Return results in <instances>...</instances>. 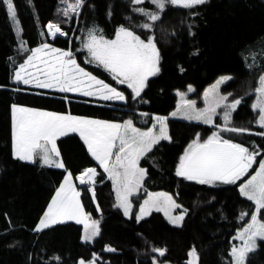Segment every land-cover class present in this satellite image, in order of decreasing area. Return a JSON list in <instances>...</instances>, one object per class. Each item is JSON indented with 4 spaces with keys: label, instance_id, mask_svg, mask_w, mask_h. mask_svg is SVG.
I'll list each match as a JSON object with an SVG mask.
<instances>
[{
    "label": "trees",
    "instance_id": "16d2710c",
    "mask_svg": "<svg viewBox=\"0 0 264 264\" xmlns=\"http://www.w3.org/2000/svg\"><path fill=\"white\" fill-rule=\"evenodd\" d=\"M113 1L84 0L73 15L65 16L67 3L75 4L76 0H13L18 30L0 0V264H79L94 256L98 264H153L154 258L157 264L166 260L168 264H188L193 248L198 264H233L231 251L236 235L255 212L254 201L241 195L239 186L264 157V135L258 134L264 129L252 107L257 79L264 72V59L252 68L245 60L252 49L264 44V0H207L192 8L167 3L163 10L152 0L143 2L147 8L134 3L139 24H127L125 19L122 22L145 40L154 37L161 57L160 72L148 78L138 99H133L129 90L101 65L84 61V51L76 49L87 16L93 21L104 20ZM140 8L144 12L136 11ZM145 13H156L159 19L151 21ZM116 15L111 18L121 21V16ZM49 22L64 28L67 36L58 35L51 40L46 30ZM145 23L152 27H140ZM45 42L79 55L85 68L125 89L127 100L98 101L13 82L14 71L34 47ZM221 74L231 75L224 87L232 91L231 99L241 101L230 122L226 125L216 118L207 124L168 117L170 139H161L139 159V167L146 170V175L137 205L150 192L169 191L181 206L178 210H187L179 226L170 223L161 211H152L138 222L137 205L126 216L117 206L112 180L76 132L56 140L64 168L22 161L13 155L14 104L116 121L132 120L137 127L149 128L156 116L166 117L176 106V90L192 84L199 95ZM225 127L248 131H226ZM214 132L259 153L248 172L235 183L201 184L177 176L180 157L197 134L203 143ZM89 166L97 170L96 201L87 187H83L81 198L90 217L100 222V234L85 241L82 224L71 220L36 231L66 172L75 178ZM261 213L259 218L264 222V210ZM108 247L115 251H108ZM154 249H165V255L159 256ZM246 264H264V239L258 240L256 248L248 253Z\"/></svg>",
    "mask_w": 264,
    "mask_h": 264
},
{
    "label": "snow or ice",
    "instance_id": "6c2138e0",
    "mask_svg": "<svg viewBox=\"0 0 264 264\" xmlns=\"http://www.w3.org/2000/svg\"><path fill=\"white\" fill-rule=\"evenodd\" d=\"M6 4L11 19L19 29V20L16 18L13 0H3ZM142 0H133L139 4ZM160 10H163L167 3L180 5L185 8H192L197 5L207 3V0H152ZM84 0H76L75 4H68L64 9V15L69 14V10L75 12L82 7ZM144 12V9H136ZM151 21L159 19L156 13H145ZM49 33L55 36L62 30L58 24L49 23L47 25ZM140 27L150 29L151 24H143ZM23 43L21 48H23ZM90 56V63L96 62L102 65L107 71L113 74V79L119 84H127L132 89L134 96L138 97L146 87L148 78L160 72V53L156 47L154 37L142 40L133 31L121 26L116 32V38L106 40L102 35H97L95 29L88 32L87 41L84 43ZM43 65L42 68L38 65ZM36 69L37 74L33 75L29 69ZM183 71V69H181ZM43 75V79L40 78ZM14 79L24 84L35 82L41 88H59L63 92H83L86 96L100 95L104 100H125L126 97L116 88L106 84L103 80L97 79L91 73L81 68L73 53L57 48H52L48 44L32 49V55L28 56L24 64H21L15 72ZM231 77H221L212 88L205 92L208 100L209 93H213L212 99L208 100V107L196 110L195 101L184 100V93H180L181 104L177 106V111L171 113L172 116L181 114L188 119L202 120L211 124L216 109L223 106V119L227 123L231 120V112L235 110L240 100L224 104L227 96H219L218 86L226 82ZM188 91H193L189 86ZM258 95L257 103L253 104L254 109H259V120L264 127V75L260 76V87L256 89ZM230 95V94H229ZM168 117L157 116L155 120L159 125V134L156 133V124L146 131H141L133 125L132 120H126L123 124L112 123L95 119H87L72 116L71 114H58L27 108L19 105L12 106V141L14 157L28 162H36L37 158L43 165L63 168L64 164L57 158L60 156L56 145L58 136L66 135L70 132H78L88 146L91 155L99 161L101 167L107 172L113 181L117 191V201L119 207L124 209L126 216L130 215L131 203L128 196L138 189L146 175V170L138 167L140 157L151 151L152 147L161 139H170L167 133ZM226 131L247 132L246 128H228ZM264 135V133H258ZM118 142V143H117ZM114 149L116 150L114 153ZM115 154V160L112 156ZM259 153L250 152L247 147L231 140L223 139L219 133L214 132L212 136L199 141V134L193 140L184 154L180 157L176 168V175L187 180H196L201 184H212L214 182L235 183L253 163ZM96 170L94 168L85 169L77 179L81 183H94ZM241 195L254 201L255 212L251 214V222L238 234L244 241L240 248L235 246L232 255L235 264H245L246 254L255 247V238L264 239V222L258 219L261 210H264V161L259 162V168L255 175H252L245 183L240 185ZM80 193L76 191L72 183V174L69 173L64 178V182L56 190L36 231L48 228L64 220H76L85 226L86 241H91L100 234L99 221L92 220L85 214L79 201ZM180 208L173 198L167 193H150L148 199L141 205L136 216L137 221L150 214L155 208L157 211H164L172 224L179 226L186 214L185 209L180 215L171 216L169 208ZM248 238L245 239V235ZM108 251L115 249L108 248ZM160 256L165 255V249H154ZM192 260L189 264H196L198 255L195 248L189 252ZM80 264H84L81 260ZM89 264H95V256ZM153 264H157L155 258Z\"/></svg>",
    "mask_w": 264,
    "mask_h": 264
},
{
    "label": "rangeland",
    "instance_id": "374dc122",
    "mask_svg": "<svg viewBox=\"0 0 264 264\" xmlns=\"http://www.w3.org/2000/svg\"><path fill=\"white\" fill-rule=\"evenodd\" d=\"M148 0H142V2L141 3H139V4H141L142 5V7H145V8H147L148 7V5L145 3H143V2H147ZM151 1V0H150ZM68 4L69 3H67V6H68ZM134 3H133V0H120V1H118V2H116V0H115V2L113 1V2H111L110 4H109V8H108V10H107V13H109V15L107 16H105L104 17V20H102V19H99V20H101V21H99V20H97V21H93V20H91V16H87V18L85 19V23L83 24V28H82V31H83V33L81 34V40H80V43L79 44H77V46H76V49L77 50H83L84 51V53H83V55H82V57H83V59H84V61H86V62H89L90 61V56H89V54H88V51H87V49L86 48H84V43L87 41V36H88V32H89V30H91V29H95L96 30V34L97 35H102L106 40H113V39H115L116 38V32H117V30L121 27V26H124L125 28H128L129 30H131V31H133L131 28H129V27H127V26H125L124 24V22H122L123 21V19H125L126 20V22H127V24H139V21H137V15H136V13H135V7H134ZM137 5V4H136ZM74 14V12L73 11H71V10H69V16H71V15H73ZM118 15V16H121V21H118V20H113V18H111V16H113V15ZM127 14H128V16H127ZM116 15V16H117ZM110 18V19H109ZM88 19V20H87ZM48 24V23H47ZM56 24V23H55ZM63 29V31H64V33H62L63 34V37L64 36H67L66 35V30L64 29V28H62ZM46 30H47V26H46ZM134 32V31H133ZM137 36H139L142 40H145L142 36H140L139 34H137L136 32H134ZM47 34H48V32H47ZM60 35V34H59ZM48 36H49V38L52 40L53 38H55L54 36H52V35H49L48 34ZM58 36V35H57ZM146 41V40H145ZM264 43V42H263ZM43 44H48V45H50L52 48H57V49H61V50H65V51H69L68 49H64V48H62V47H59V46H57V45H55V44H52L51 42H45V43H42V44H39L38 46H36V47H34L33 49H36V48H39V47H41V45H43ZM30 55H32V52L30 53ZM29 55V56H30ZM28 58V57H27ZM73 58H75V60H76V62H77V64L81 67V68H83L85 71H87V72H89V73H91L93 76H95V77H97V79H100V80H103L106 84H109L110 86H112V87H114V88H116L118 91H120V92H122L123 94H124V96L126 97V99L125 100H123V101H121V100H104L100 95H95V96H86V95H84L83 94V92H63V91H61L59 88H41V87H38L36 84H35V82H33V83H31V84H24L23 82H19V81H16L15 79H14V76H15V72H16V70L19 68H17L15 71H14V74H13V78H12V80H13V82H15V83H17V84H23V85H26V86H31V87H35V88H40V89H45V90H50V91H53V92H63V93H65V94H69V95H76V96H80V97H86V98H91V99H95V100H98V101H109V102H124V101H126L127 100V97H128V94H127V92H126V90L125 89H123V88H121V87H117V86H115V85H113V84H111L109 81H107L106 79H104L103 77H101V76H99V75H97V74H95V73H93L91 70H89V69H87V68H85L83 65H81L80 64V62H79V55H77V54H75V53H73ZM262 59H264V44L262 45V46H258V47H256V48H254V49H252L250 52H249V54L248 55H245V60H246V63H247V65L250 67V68H252L253 66H256V65H259V63H260V61L262 60ZM27 60V59H26ZM25 60V61H26ZM25 61L22 63V64H24L25 63ZM90 63V62H89ZM92 64H97V65H99L98 63H96V62H91ZM102 66V65H101ZM38 67H40V68H42L43 67V65L41 64V65H38ZM103 67V66H102ZM104 68V67H103ZM29 71L30 72H32L33 73V75H36L37 74V72H36V69H29ZM109 72V71H108ZM109 74L113 77V74L112 73H110L109 72ZM262 75H264V72H262L260 75H259V77H258V79H257V83H256V88H255V90H254V92H255V96H254V99H253V102H252V105L253 104H255V103H257V100H258V93L256 92V89L258 88V87H260V76H262ZM225 76H227V77H231V75L230 74H221V75H219L213 82H211L210 84H208L205 88H204V90L202 91V93L201 94H196V89H195V86L194 85H192V84H190V85H188L187 86V88L186 89H183V90H176L175 91V93H176V96H177V101H176V106L173 108V110H171V112H170V114L168 115V116H166V117H185L182 113H183V111H184V109L182 108L181 109V114H177L176 116H172L171 115V113H173V112H175V111H177V106L178 105H180L181 104V96L179 95L180 93H184L185 94V96H184V100H187V101H195V105H194V107H195V109L198 111V110H201V109H205L206 107H208L209 105H208V100H211L212 99V96H213V93H209V97H208V100H206V98H205V92L206 91H208V90H210L211 88H212V86L213 85H215L216 83H217V81L221 78V77H225ZM40 78L41 79H43L44 77H43V75L42 74H40ZM230 80V79H229ZM229 80H227L226 82H224V83H221L219 86H218V89H217V93H218V95L219 96H227V100L226 101H224L223 103L224 104H229V103H232L234 100H238V99H231V95H232V91H230V90H228L227 88H225L224 87V84H226ZM117 81V80H116ZM118 82V81H117ZM119 84V83H118ZM120 85H122V86H124V87H126L128 90H129V93H130V96L132 97V96H134V93H133V91H132V89L131 88H129L128 86H127V84H120ZM189 86H191V88L193 89V91H188V88H189ZM141 93H142V91H141ZM141 93H140V95H141ZM230 94V95H229ZM140 95L138 96V97H135V98H139L140 97ZM14 105H19V106H23V107H27V108H32V109H37V110H41V111H46V112H52V113H58V114H65V115H67V114H71L72 116H76V117H82V118H87V119H95V120H101V121H108V122H112V123H120V124H123L122 122H124V121H126V120H124V121H116V120H110V119H105V118H101V117H96V116H90V115H85V114H78V113H69V112H64V111H57V110H53V109H47V108H41V107H34V106H29V105H24V104H14ZM255 110H257V112H258V115H257V121L259 120V109L257 108V109H255ZM234 111V110H233ZM233 111L231 112V119H232V115H233ZM223 113H224V108H223V106H221V107H218L217 109H216V114L213 116V122L216 120V118H220L222 121H224L225 122V120L223 119ZM158 116H160V115H158ZM157 117V116H156ZM163 117H165V116H163ZM192 120H196V119H192ZM200 121H202V120H200ZM212 122V123H213ZM211 123V124H212ZM154 124H156L157 125V127H156V129H155V131H156V133L157 134H159V125L157 124V121L155 120V122H154ZM153 124V125H154ZM259 124V123H258ZM153 125L151 126V127H149V128H152L153 127ZM260 125V124H259ZM135 126V125H134ZM136 128H139L141 131H146L147 129H149V128H140V127H137V126H135ZM263 129H264V127H263ZM78 133V132H77ZM167 133H168V126H167ZM79 134V133H78ZM58 137H60V136H58ZM84 141V140H83ZM118 143V142H117ZM86 144V143H85ZM56 145H57V142H56ZM87 145V144H86ZM57 148H58V146H57ZM87 148H88V146H87ZM59 150V149H58ZM115 149H114V153H115ZM58 160H60V161H62V159H61V156H59L58 158H57ZM112 161H114L115 160V154H113V156H112ZM264 161V160H263ZM63 162V161H62ZM98 163H99V161H98ZM139 164V163H138ZM139 167V166H138ZM64 168V167H63ZM139 168H141V167H139ZM143 169V168H142ZM255 172L256 171H254V173L253 174H251L243 183H245L248 179H250L251 178V176L252 175H255ZM107 173V172H106ZM69 174V171H67L66 172V174H65V176H67ZM65 176H64V178H65ZM64 178H63V180H62V182H61V184L64 182ZM112 180V179H111ZM113 182V181H112ZM72 183H73V185H74V187H75V189H76V191H78L79 193H80V196H79V201H80V203H81V205H82V207H83V211H84V213L85 214H87V215H89L88 213H87V211L85 210V208H84V205H83V201H82V198H81V191H82V189H83V187L84 186H79V185H77V180H75V178L73 177V175H72ZM60 184V185H61ZM113 186H114V184H113ZM60 187V186H59ZM58 187V188H59ZM87 188H88V190L90 191V193L92 194V196H93V198H94V200L96 201V199H95V192H94V184L92 185V186H86ZM141 187V186H140ZM140 187L138 188V189H136L134 192H132V194L131 195H129L128 196V200H129V202L131 203V212H130V215L132 214V211H133V208L137 205V202H138V198H139V193H140ZM240 187V186H239ZM79 188V189H78ZM114 190H115V193H116V198H117V191H116V188L114 187ZM151 193V192H150ZM149 193V194H150ZM155 193H167L168 195H170L172 198H173V200L175 201V203L177 204V205H179V203H178V201L176 200V198H175V196L171 193V192H169V191H164V190H162V191H156ZM56 194V193H55ZM55 194H54V196H55ZM149 194H147L146 196H144V197H142L141 198V202L137 205L138 207H137V211H136V216H137V214L139 213V211H140V207H141V205H143L144 204V201L145 200H147L148 199V196H149ZM53 196V197H54ZM52 197V198H53ZM52 198H51V200H52ZM51 200H50V202H51ZM50 202H49V204H50ZM48 204V205H49ZM117 204H118V201H117ZM47 208H48V206H47ZM47 208H46V210H47ZM122 210H123V212H124V209L122 208V207H120ZM45 210V211H46ZM152 211H157L155 208H153L151 211H150V213L152 212ZM168 211H169V213H170V215L171 216H173V217H175V216H177V215H180L182 212L181 211H179L178 210V208H169L168 209ZM164 215H165V213H164V211H161ZM43 215H44V213H43ZM43 215L41 216V218L43 217ZM130 215H128V216H130ZM90 216V215H89ZM148 216V215H147ZM146 217V216H145ZM166 217V219L169 221V218L167 217V216H165ZM40 218V219H41ZM91 218V217H90ZM92 219V218H91ZM258 219H260L259 218V216H258ZM92 220H95V219H92ZM261 220V219H260ZM65 221H70V220H64V222ZM71 221H75L76 222V220H71ZM262 221V220H261ZM39 222H40V220H39ZM39 222H38V224H39ZM170 222V221H169ZM251 222V219H250V221H249V223ZM263 222V221H262ZM171 223V222H170ZM248 223V224H249ZM37 224V225H38ZM80 224H82V227H83V237H84V235H85V226H84V224L83 223H80ZM247 224V225H248ZM36 225V226H37ZM246 225V226H247ZM245 226V227H246ZM245 227H243V228H241L239 231H238V233H237V235H236V244H235V247L236 248H240V247H242L243 245H244V241L243 240H241L240 238H239V236H238V234L240 233V232H242L243 231V229L245 228ZM36 229V228H35ZM248 238V234H246L245 235V239H247ZM261 238L260 237H256L255 238V247H254V249L256 248V246H257V242H258V240H260ZM84 240V239H83ZM86 241V240H85ZM109 248V247H108ZM233 249V248H232ZM249 253V252H248ZM248 253L246 254V257H245V264H246V258H247V256H248ZM231 255H232V251H231ZM232 258H233V264H235V259H234V257H233V255H232ZM93 260V258L91 259V260H88V261H84V264H89V262H91ZM81 261V260H80ZM169 263V260H166V261H163V262H161V263H159V264H168ZM79 264H80V262H79ZM95 264H98L97 263V260L95 259Z\"/></svg>",
    "mask_w": 264,
    "mask_h": 264
},
{
    "label": "crops",
    "instance_id": "0c3cea01",
    "mask_svg": "<svg viewBox=\"0 0 264 264\" xmlns=\"http://www.w3.org/2000/svg\"><path fill=\"white\" fill-rule=\"evenodd\" d=\"M160 116H163V115H160ZM180 118H184V119H188V118H186V117H180ZM122 123H124V122H122ZM77 133V132H76ZM78 134V133H77ZM79 136H80V134H78ZM81 137V136H80ZM59 137H57V139H58ZM82 138V137H81ZM56 139V140H57ZM235 143V142H234ZM87 146V145H86ZM88 149V148H87ZM12 152H13V141H12ZM91 154V153H90ZM14 155V154H13ZM96 160V159H95ZM264 160V157L261 159V161H263ZM36 161H39V162H41L38 158H37V160ZM97 161V160H96ZM98 162V161H97ZM42 163V162H41ZM138 163H139V161H138ZM100 164V163H99ZM101 166V165H100ZM138 166H139V164H138ZM89 168H94L95 170H96V168L94 167V166H89V167H87V168H85V169H89ZM103 168V167H102ZM259 168V165H258V167H257V169ZM85 169L82 171V172H84L85 171ZM104 169V168H103ZM256 169V170H257ZM255 170V171H256ZM81 172V173H82ZM81 173H79V174H77L76 175V177H75V180H77V185H79V186H84V187H86V186H92L93 184H95V178H94V183H81L78 179H77V177L81 174ZM96 175H97V170H96ZM107 175H108V177L110 178V176H109V174L107 173ZM96 177V176H95ZM111 179V178H110ZM61 184V183H60ZM241 184H243V183H241ZM240 184V185H241ZM141 185H142V183H141ZM140 185V186H141ZM60 186V185H59ZM58 186V187H59ZM58 187H57V189H58ZM240 188V187H239ZM56 189V190H57ZM79 189V188H78ZM55 193H56V191H55ZM54 193V194H55ZM151 193H155V192H151ZM54 196V195H53Z\"/></svg>",
    "mask_w": 264,
    "mask_h": 264
},
{
    "label": "built area",
    "instance_id": "2783aa9c",
    "mask_svg": "<svg viewBox=\"0 0 264 264\" xmlns=\"http://www.w3.org/2000/svg\"><path fill=\"white\" fill-rule=\"evenodd\" d=\"M48 24H49V23H48ZM48 24H47V25H48ZM60 28H61V27H60ZM61 30H62V32H61V33H57L55 36H57V35H59V34H62V33H64V31H63V29H62V28H61ZM47 32H48V34H49V35H51V34L49 33V29H48V27H47ZM52 36H53V35H52ZM55 36H54V37H55Z\"/></svg>",
    "mask_w": 264,
    "mask_h": 264
},
{
    "label": "water",
    "instance_id": "95a60500",
    "mask_svg": "<svg viewBox=\"0 0 264 264\" xmlns=\"http://www.w3.org/2000/svg\"><path fill=\"white\" fill-rule=\"evenodd\" d=\"M50 23V22H49ZM51 23H53V22H51ZM61 36H63V34H60ZM159 256H160V254L158 253V252H156ZM190 260H192V257L190 256V258L188 259V264H189V261ZM196 264H198V262H196Z\"/></svg>",
    "mask_w": 264,
    "mask_h": 264
}]
</instances>
